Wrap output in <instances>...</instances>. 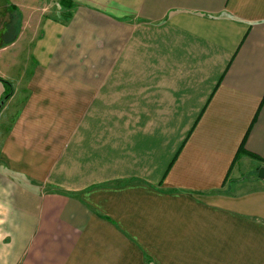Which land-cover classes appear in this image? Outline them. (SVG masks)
<instances>
[{
    "label": "crops",
    "instance_id": "0c3cea01",
    "mask_svg": "<svg viewBox=\"0 0 264 264\" xmlns=\"http://www.w3.org/2000/svg\"><path fill=\"white\" fill-rule=\"evenodd\" d=\"M49 3L0 41V264H264V0Z\"/></svg>",
    "mask_w": 264,
    "mask_h": 264
},
{
    "label": "rangeland",
    "instance_id": "374dc122",
    "mask_svg": "<svg viewBox=\"0 0 264 264\" xmlns=\"http://www.w3.org/2000/svg\"><path fill=\"white\" fill-rule=\"evenodd\" d=\"M46 1V3L42 4V0H0V41H3V39L7 38V35L4 37L2 36L4 31L7 29L8 24L5 25V15L7 12L9 11H14L13 6L8 7V4H12L13 2H19V7L22 8V10H24L26 12V16L28 15V12L30 11V15H29V22L27 25V30L25 32L30 34V37L32 38L33 36H37L39 34L40 31V26L42 24V18L43 15L46 13H50L51 9H52V5L50 7V9H44V7L49 6L50 5V1L51 0H44ZM65 3V2H64ZM28 7V10L25 9ZM31 9V10H30ZM15 12V18H18L19 21L16 24V28L18 32L20 30L21 27V16L19 11H14ZM7 20L9 22L10 17L7 16ZM16 20V19H15ZM6 27V28H5ZM2 36V37H1ZM28 41H30L28 39ZM24 48H25V44H24ZM25 55H26V51H25ZM1 169V167H0ZM258 170L256 167H242L240 169V175H238L239 180H243V181H247L248 183H250L249 181H252L253 179L256 180L258 178ZM236 178V175H234ZM251 186V185H249Z\"/></svg>",
    "mask_w": 264,
    "mask_h": 264
},
{
    "label": "water",
    "instance_id": "95a60500",
    "mask_svg": "<svg viewBox=\"0 0 264 264\" xmlns=\"http://www.w3.org/2000/svg\"><path fill=\"white\" fill-rule=\"evenodd\" d=\"M258 178L264 180V167H260L258 170Z\"/></svg>",
    "mask_w": 264,
    "mask_h": 264
},
{
    "label": "trees",
    "instance_id": "16d2710c",
    "mask_svg": "<svg viewBox=\"0 0 264 264\" xmlns=\"http://www.w3.org/2000/svg\"><path fill=\"white\" fill-rule=\"evenodd\" d=\"M257 170H259V167L257 168ZM258 176V175H257Z\"/></svg>",
    "mask_w": 264,
    "mask_h": 264
}]
</instances>
